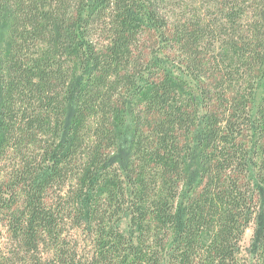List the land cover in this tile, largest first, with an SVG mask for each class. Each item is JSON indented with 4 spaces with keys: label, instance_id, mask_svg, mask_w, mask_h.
<instances>
[{
    "label": "trees",
    "instance_id": "trees-1",
    "mask_svg": "<svg viewBox=\"0 0 264 264\" xmlns=\"http://www.w3.org/2000/svg\"><path fill=\"white\" fill-rule=\"evenodd\" d=\"M0 264H264V0H0Z\"/></svg>",
    "mask_w": 264,
    "mask_h": 264
},
{
    "label": "rangeland",
    "instance_id": "rangeland-1",
    "mask_svg": "<svg viewBox=\"0 0 264 264\" xmlns=\"http://www.w3.org/2000/svg\"><path fill=\"white\" fill-rule=\"evenodd\" d=\"M254 235V229L253 227H251L249 230H247L245 237H244V241H243V250H244V254L247 256V258L249 260L253 259V253H252V238Z\"/></svg>",
    "mask_w": 264,
    "mask_h": 264
}]
</instances>
